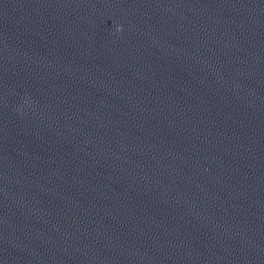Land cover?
Instances as JSON below:
<instances>
[{
    "label": "clouds",
    "instance_id": "9594fccd",
    "mask_svg": "<svg viewBox=\"0 0 264 264\" xmlns=\"http://www.w3.org/2000/svg\"><path fill=\"white\" fill-rule=\"evenodd\" d=\"M116 30L119 32L121 30L120 26H117Z\"/></svg>",
    "mask_w": 264,
    "mask_h": 264
}]
</instances>
